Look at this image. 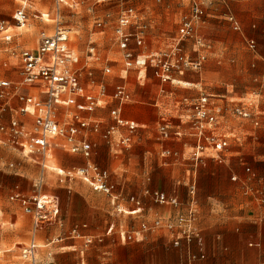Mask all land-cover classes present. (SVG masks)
Masks as SVG:
<instances>
[{
	"label": "crops",
	"instance_id": "0c3cea01",
	"mask_svg": "<svg viewBox=\"0 0 264 264\" xmlns=\"http://www.w3.org/2000/svg\"><path fill=\"white\" fill-rule=\"evenodd\" d=\"M21 1V8L12 16V10L19 5L17 0H0V23L4 22L7 27L6 31H0V40L7 44L12 43L15 37L10 31L12 26L8 25L12 21L11 16L17 23V12L21 9L26 11L29 0ZM54 1L56 17H60L63 4L80 2ZM220 1L223 4L212 1L207 7L206 15L196 25L193 37L183 36V21L190 15L182 19L180 35L165 51L180 46L190 56L182 41L194 39V54L190 57L193 60L202 58L203 61L200 68L189 67L183 72L174 70L168 81L157 77L150 65L142 64L149 55L162 51L144 53L139 48L144 46L145 40L142 46H138L132 39L130 47L139 55L140 63L128 67L116 33L124 59L123 81L107 79L95 68H87L90 80L84 82V67L80 64V55L71 46L70 38L69 46L76 56L71 66L79 72L82 85L96 98L98 105L92 109H80L62 104L56 106L55 115L62 124L70 122L74 114L89 123L76 139L91 143L89 158L63 147L61 138L53 139L50 153L44 156L37 152L25 153L20 145L9 142V135H0V146L6 147L0 149V158L3 153H9L20 159L15 168L4 169L0 165V174L9 180L12 190L29 195L35 181L44 175V180L55 183L54 193H42L56 199L58 221L64 211L66 226L75 224L73 227H80L81 236L58 235L51 240V243L64 239L84 240L82 259L72 264H264V0ZM208 15L227 17L231 28L247 41L251 50L242 59L233 60L232 64L225 63L231 68L226 73L218 68L224 63L218 57L217 36L212 29L216 26L215 20H207ZM30 16L23 25L17 23L13 26L22 29ZM44 16L41 14V18ZM46 16L49 20L50 13ZM230 17L234 18V22ZM235 25L238 29L234 28ZM43 26L42 21H32L35 35L24 36L17 40L15 46L0 47V67L15 65L13 70L8 68L6 71L11 76L17 74L20 84V53L38 47L39 29ZM133 27L129 28V32H135ZM200 28L203 35L209 31V40L198 34ZM6 33L11 34V40L4 38ZM250 43H254V47ZM17 47H21L19 52ZM91 52L95 53V47ZM210 54L213 57L209 66L201 72ZM14 58L16 62L11 63ZM134 68H137V73L128 75ZM104 71L110 73L111 67ZM1 72L4 71L0 68V80H9L14 84ZM240 73L242 79L249 78L256 83L241 93L239 100H235L236 94L227 92L206 93L211 97V109L218 118L214 131L226 139L227 146L217 151L204 143V150H200L192 115L193 104L205 95L202 93L204 82L233 81ZM120 85L129 92V100L122 102L114 98ZM7 90L12 97L6 110L0 114L2 122L10 125L16 119L22 131H32L36 115L33 109L25 114L19 112L22 102L17 95L45 100L44 87L20 85L17 88L14 85ZM77 104L86 105L87 101L79 96ZM115 109L123 120L133 125L132 128L115 121L112 115ZM238 109H244L250 115L244 117L237 112ZM109 130L110 134L107 133ZM126 138L130 142L121 144ZM29 155L33 162L24 158ZM48 158H53L60 166L57 173L59 184L54 175L49 171L45 173L42 167V162ZM89 163L109 172L110 181L115 185L113 196L94 191L87 181L65 173ZM154 192L165 193L178 203H158L153 198ZM29 216L34 231L31 242L37 245L38 253L41 246L36 240L57 229L50 228L55 222L36 229L33 217ZM180 218L184 220L180 222ZM129 236L131 239H128ZM87 238L92 242L87 243ZM76 245V241H72L66 247L74 248Z\"/></svg>",
	"mask_w": 264,
	"mask_h": 264
},
{
	"label": "rangeland",
	"instance_id": "374dc122",
	"mask_svg": "<svg viewBox=\"0 0 264 264\" xmlns=\"http://www.w3.org/2000/svg\"><path fill=\"white\" fill-rule=\"evenodd\" d=\"M79 3L73 5L63 4L61 6V15L58 19L56 17V7L54 0H29L27 2V8L25 13L30 16V20L26 23L22 29H18L13 25H17L12 16L15 14L17 9L21 8L23 1L17 0L19 3L12 10L11 22L8 23L12 26L10 31L14 34V40L12 43L7 44L0 40V47L6 48L7 46H15L18 43L17 40L23 39L24 36L35 35V27H31L32 21H42L44 26L39 29L40 35L42 32L47 34L54 33L58 26L64 27L69 30L71 38V46L80 55L81 66L84 67V82L90 80L87 75V68H95L97 71L105 75L107 79L113 81H123L122 76L125 75L124 70V59L122 51L116 41V27L119 23L120 17L125 10L133 8L137 14V18L134 21L133 30L137 26H145V44L139 48L144 53L165 51L170 49L175 43L176 38L181 33L182 19L191 14L192 5L194 0H104L96 2L94 0H79ZM217 1L218 4L223 1ZM71 4V2H70ZM210 6V5H209ZM207 10V8H206ZM50 13L49 20L46 16ZM41 14H44V18H41ZM209 14V10L207 12ZM39 17H35V16ZM56 17V18H57ZM54 18V19H53ZM206 19H212L216 26L212 29L216 34L218 47H219V59L222 60L223 66H219V70L226 73L231 70L225 63H230L233 60L242 59L251 50L248 47L247 41L241 37V35L234 31L227 17L214 18L208 15ZM101 23V25H99ZM205 25H203L204 27ZM21 28V27H19ZM44 29L46 31H44ZM211 29V28H210ZM31 34V35H30ZM199 35L209 40V31L206 34H202L201 28L198 31ZM31 39V38H30ZM22 42V41H21ZM183 46L188 55L194 54V39H185L182 41ZM35 46V45H34ZM31 46V47H34ZM95 47V53L91 52L92 48ZM21 47H17L16 51L19 52ZM210 54L203 66L201 72H205L208 68L212 58ZM11 63H15L16 59L10 60ZM111 67L110 73H105V68ZM1 74L7 76V78L14 81V85L20 88L19 76L17 74L11 76V73L6 70L9 68L13 70L15 65L8 64L7 67L1 65ZM198 71V73H200ZM136 74L137 68H134L128 72ZM243 76L240 73L239 76H235L233 81H218L210 82L206 80L203 85L202 93L212 94H236V99L239 100L238 96L248 91L256 82L249 78L242 79ZM132 89V86H128ZM249 97H253L249 95ZM162 123V121H160ZM159 123V125H160ZM256 130H258L256 128ZM0 149H5L6 147ZM25 153H30L25 150ZM38 153V152H37ZM23 156V154H22ZM26 158V161L33 162L30 155ZM20 159L18 156H14L9 153H3L0 158V165L4 169L15 168L19 163ZM42 167L46 172H50L54 175L56 183L59 182L60 176L57 173L60 170L59 164L53 158H48L42 162ZM67 175V172H65ZM65 175V174H64ZM80 179L78 175H74ZM80 181V180H79ZM83 181V180H82ZM0 264H33L29 260L22 256L23 245H27L34 238V231L29 214L24 213L18 202L12 201L10 196L13 193L19 192L12 190V185L9 180L2 177L0 174ZM81 182V181H80ZM55 183L53 181L47 182L44 180V175L41 176L32 186V193L36 191L54 193L53 189ZM23 194V193H22ZM25 195V194H23ZM28 196V195H26ZM24 211V212H23ZM117 213H120L116 210ZM125 214V212H121ZM59 221H56L50 228H55L52 233H47L41 239H37L36 243L41 246L39 252L36 254L37 264H72L73 262L81 261V251L84 249L83 239H72L51 243V240L56 238L58 235L63 237H70V230L75 224L66 226L65 224V212H62V216ZM49 228V229H50ZM76 241V247H66L67 244ZM86 255V253L84 254Z\"/></svg>",
	"mask_w": 264,
	"mask_h": 264
},
{
	"label": "built area",
	"instance_id": "2783aa9c",
	"mask_svg": "<svg viewBox=\"0 0 264 264\" xmlns=\"http://www.w3.org/2000/svg\"><path fill=\"white\" fill-rule=\"evenodd\" d=\"M64 1V0H59ZM101 2L104 0H94ZM212 3L211 0H194L191 14L183 21V36L193 37L195 35L196 25L201 23L206 15V8ZM137 17L133 8H129L121 15L116 33L119 38V44L124 52V59L128 67H133L140 63L139 55L130 47L132 39L138 46H142L145 40V26H137L135 32H129V28L134 25ZM27 15L24 9L16 14V21L19 25L26 22ZM234 22V18L230 17ZM101 25V23H99ZM238 29V26H234ZM5 23H0V31H6ZM4 38L11 40L9 33ZM70 35L66 29L57 27L52 34L42 32L39 39V45L36 49H25L20 53L22 76L21 85H41L45 89L46 99L38 100L32 96L18 94L17 97L22 105L19 108L20 113H29L33 109L36 115L35 124L32 131L24 132L20 128L19 121L14 119L10 125L2 122L0 118V135H9V142L20 145L30 153L38 152L46 156L50 153L54 143L53 139L61 138L64 141L63 147H68L73 153H79L89 158L92 152V145L87 140L77 141V136L89 126V123L82 119L78 114L72 116V120L66 123H60L55 115V109L58 105L77 106L80 109H92L98 105L96 98L88 93L81 83L79 72L71 64L76 60V56L69 46ZM254 47V43H250ZM93 49V48H92ZM203 59L193 60L187 56L180 46L172 51H162L149 55L148 59L142 64L150 65L154 69V74L163 81L171 78L174 70L183 72L189 67L200 68ZM14 84L9 80H0V114L4 112L10 102L12 95L8 92ZM83 96L87 104L78 105L77 97ZM114 98L119 101H127L130 94L124 86H118L114 93ZM237 112L244 117L250 114L244 109H238ZM112 115L115 121L124 126L132 128V124L123 120L118 110H113ZM217 115L211 109V97L202 95L193 104L192 124L199 138V149L204 150V143H208L217 151H222L227 146V141L214 131L217 123ZM164 135L167 136L165 127H162ZM110 130L107 132L110 134ZM128 138L121 141V144H128ZM78 175L81 179L87 181L92 189L97 192L113 196L115 185L110 181L109 172L102 169L94 163H89L67 172V176L75 177ZM153 198L158 203L177 204V200L169 198L165 193L154 192ZM12 201H17L23 207L25 213L33 217L36 229L43 224L58 221L59 205L55 198L43 195L41 191H36L31 195H23L20 192L13 193L10 196ZM180 218V222L183 221ZM159 223V222H157ZM80 227L75 226L70 230L71 237L81 236ZM131 239V236L128 237ZM60 240V238H58ZM92 239L87 238V243ZM22 256L35 263L37 260V245L32 241L23 245Z\"/></svg>",
	"mask_w": 264,
	"mask_h": 264
}]
</instances>
